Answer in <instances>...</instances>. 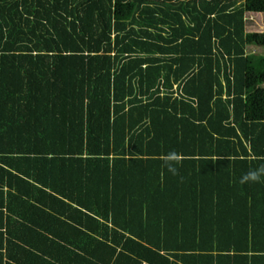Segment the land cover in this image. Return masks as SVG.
Segmentation results:
<instances>
[{"label": "trees", "instance_id": "trees-1", "mask_svg": "<svg viewBox=\"0 0 264 264\" xmlns=\"http://www.w3.org/2000/svg\"><path fill=\"white\" fill-rule=\"evenodd\" d=\"M252 14L264 0H0V181L53 236L45 264H264V182H240L264 165Z\"/></svg>", "mask_w": 264, "mask_h": 264}, {"label": "crops", "instance_id": "crops-1", "mask_svg": "<svg viewBox=\"0 0 264 264\" xmlns=\"http://www.w3.org/2000/svg\"><path fill=\"white\" fill-rule=\"evenodd\" d=\"M1 183L0 181V264H45L39 235L50 238L53 236L44 234L37 227V210L28 211V207L23 208L21 201L11 196L6 184ZM46 260V264H49L48 258Z\"/></svg>", "mask_w": 264, "mask_h": 264}, {"label": "clouds", "instance_id": "clouds-1", "mask_svg": "<svg viewBox=\"0 0 264 264\" xmlns=\"http://www.w3.org/2000/svg\"><path fill=\"white\" fill-rule=\"evenodd\" d=\"M179 159L180 157L176 153H170L166 157L165 166L167 167L168 171L171 172L173 175L178 174L175 162H177ZM240 182L242 184L264 182V165H261L258 168L250 169L240 178Z\"/></svg>", "mask_w": 264, "mask_h": 264}, {"label": "rangeland", "instance_id": "rangeland-1", "mask_svg": "<svg viewBox=\"0 0 264 264\" xmlns=\"http://www.w3.org/2000/svg\"><path fill=\"white\" fill-rule=\"evenodd\" d=\"M247 32L263 33L264 32V15L249 16L248 25H247ZM248 53L249 54L257 53L260 55H264V49L251 47L248 50Z\"/></svg>", "mask_w": 264, "mask_h": 264}, {"label": "built area", "instance_id": "built-area-1", "mask_svg": "<svg viewBox=\"0 0 264 264\" xmlns=\"http://www.w3.org/2000/svg\"><path fill=\"white\" fill-rule=\"evenodd\" d=\"M254 15H257V14H252L251 16H254Z\"/></svg>", "mask_w": 264, "mask_h": 264}]
</instances>
